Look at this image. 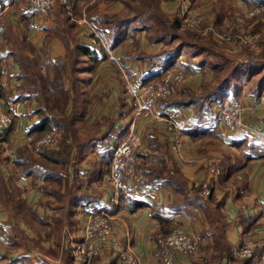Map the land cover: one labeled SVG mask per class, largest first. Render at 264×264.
<instances>
[{
    "label": "crops",
    "instance_id": "obj_1",
    "mask_svg": "<svg viewBox=\"0 0 264 264\" xmlns=\"http://www.w3.org/2000/svg\"><path fill=\"white\" fill-rule=\"evenodd\" d=\"M185 1L194 2L195 0ZM197 1L199 3L203 2V0ZM160 6L170 16L176 13L173 16L179 19L181 7L178 0H162ZM7 10L10 11L9 8L4 9L0 14H4ZM11 20H14V18H11ZM213 20L208 19V24H212ZM80 30L85 31L86 29L82 27ZM40 32L35 27L30 32L31 41L35 45L41 44L42 36ZM39 35L41 39L37 40ZM137 36L140 50H136V52L154 55L160 50L161 45L149 43L144 37V32H138ZM3 49L5 48L2 42L0 43V56ZM114 53L119 58L121 69L127 72V74L125 73L127 78L123 80L119 71L116 74L115 70L117 68L115 66H103L95 76V81L92 84L83 86V88L89 89L91 96H95L93 97L90 118L87 124L90 127L97 126L98 131H95L96 134L94 133L93 138L81 143V147H74L72 160L67 165L66 173L69 174V179L74 181L73 183L76 186L74 185L75 188L73 189L77 190V193H74V206L72 209H69L66 203L61 211L71 210L70 214H68L70 220L67 223L69 229L66 226L63 228V232L66 234H64V238L62 237V241L66 246V250L68 252L71 251V239L77 240L80 238L84 215L88 211L108 207L114 219L115 236H118L119 242L124 248L131 251V254L139 264H161L157 256L158 247L156 246L158 236L161 234L159 233V224L152 216L153 213L170 218L171 223L168 224V230L172 227L182 229L195 237L197 251H205L201 252L200 257H196L195 254L189 257L190 259H187L182 254L175 253L174 264H256V260H241L234 257L231 247L242 238H249L262 244V246L264 245V96L258 99L247 95L241 97L245 105L242 122L244 126L257 130L259 132L258 136H251L244 132H228L226 130L222 131L221 135H218L221 136L219 139L224 145L222 157L226 149H229L230 153H235V149L239 148L238 143L241 142H243L241 144L242 147L245 148V157L244 161L235 168L236 172L233 176L237 177V181L236 184H233V188L229 187L230 189L226 193V189L212 185V200H209L211 202H209L208 208L211 210L210 214H212V210L217 209L215 206L216 202L222 204V208H219L217 212L221 213L224 219V238L230 251V256L228 251V255L219 256L215 260V258H212L214 251L211 238L212 235L218 233L215 223L210 218H206L205 215L202 217L203 215L191 205H182V201H177V193L174 191L172 184L164 183L160 175L159 179L154 178L151 182L149 193L138 200L143 202L144 206L135 209H127V195H122V193L115 194L105 180L109 168L111 149L126 134V125L132 118V102L126 94L125 87L127 84L125 83L134 82L137 84L135 80L140 83L143 79L153 78L162 72L161 67L158 65L148 68L145 63L128 58L129 52L126 45ZM48 54L52 58L63 56L64 47L58 39L51 41V49ZM184 57L180 56L176 59L174 67L182 68L188 80L177 90L176 94H179L178 91L181 89L184 90L186 88L197 94L204 83L211 81L212 70L209 66H199L196 57H192L190 60H186ZM166 59V56H160L156 63L162 65V62ZM6 63H8V67L4 65ZM0 67L1 71L5 70V73L0 77V90L5 96L6 103L10 104L9 110L12 109L13 114L17 118L10 144L2 152V155L8 156L14 152L10 149L14 146L13 143L18 144L13 147L15 151L18 147L24 146L27 131L36 122V119L30 115L34 107L33 103H11L18 94L15 90L17 85L15 75L18 73V67L11 64L10 59L0 64ZM146 69L147 71L143 73ZM214 107L215 105H213V110ZM211 120L199 124L194 109L181 108L180 125L183 134L178 154L171 151L170 135L164 130L162 122L138 120L135 130L142 138L146 156L148 158L159 156L160 160L157 167L161 166L170 170L177 169L189 189L197 187L203 182V176L207 174V168L201 166L206 160L202 153H210L198 148L189 131L196 127L203 129L212 128L213 133L218 132L220 125ZM180 157L189 159L191 163H183ZM217 159L220 161L219 156H215L213 160H210V167L214 166L212 162L214 163ZM233 161L229 160L226 164L232 167ZM9 162L11 163V160ZM8 165L10 166V164ZM0 171L4 175H8L6 168L1 164ZM16 178V183L22 191L21 200L29 204V208L41 217L51 216V212L44 210L42 204H39L38 199L40 197L37 194L35 196L32 191L34 188L33 184L35 183V188H38L40 182H34L30 178L22 177L21 175H17ZM127 193L134 199L129 192ZM67 218L69 217L67 216ZM8 220V212L0 206V264L60 263V259L48 260L49 255L40 252L41 250L39 249L42 247L47 250L53 247L54 238L46 237L41 232L33 233L22 224H18V229L20 228L24 232L26 241H21L19 236H16L13 242H9L12 230L10 231L9 229ZM12 243H15V245H9ZM25 249L27 251H24ZM258 253L259 250L257 249L256 255ZM209 254L210 256H208ZM71 264H76L72 260V256ZM92 264L123 263L117 259V256L108 247L104 253L93 260Z\"/></svg>",
    "mask_w": 264,
    "mask_h": 264
},
{
    "label": "trees",
    "instance_id": "obj_2",
    "mask_svg": "<svg viewBox=\"0 0 264 264\" xmlns=\"http://www.w3.org/2000/svg\"><path fill=\"white\" fill-rule=\"evenodd\" d=\"M102 1L104 2L102 3L103 5L116 3V1L120 5L119 10L112 12L111 19L104 18V14L97 12H94L93 15L90 13L89 17V21L97 29L100 28V25L104 26L106 23H110L108 29L105 32H100V35H104L106 43L113 41L110 44L111 48H114L118 42L123 41L125 45L129 46L128 58L134 56L145 63L148 68L158 65L161 67V74L169 69L177 68L174 67V63L180 56H187L186 60L196 57L199 66H209L212 74L214 72L213 79L204 83L199 93L194 94L187 88L181 89L178 91L179 94H176V92L161 102L162 109L192 108L198 123L202 124L214 117L213 105H219L225 100L234 101L240 90H238L239 86L231 88L230 84H250L251 78H253L257 87L247 91L244 95L251 96L254 99L262 96L261 91H264V65H262L264 63V23H256L252 33L248 32L250 38L254 37V33L257 31H261L262 34V39L254 51L249 50V48L244 51L246 57L251 60L250 62L241 61L240 63L232 64L231 60L226 59L223 53L216 50L219 46L215 42L217 40L224 41L234 51L242 50V44L245 46L254 45L249 44L246 41V37L237 36L236 27L232 22H235V16L238 15L234 14L228 0L226 2L220 1L212 22V28L219 34L230 32L231 40L228 41L217 38L216 34L213 33H209L207 37H202L198 32L185 30L186 32L179 35L177 30H180V19L176 16L170 17L160 9L159 0H130L129 2L124 0H94V3ZM242 2L245 3L244 1ZM90 3L91 5H89ZM92 3L89 0H70L69 8L57 3L54 9V26H52L51 30L44 28L45 35L39 47L35 46L30 38V32L34 30L31 23L34 22L35 10L28 9L20 12L18 15L19 26L22 27L20 42L27 52H16L20 51L19 46L18 50H10L4 56H0V64L10 59L11 63L19 68L18 73L15 75L17 80L15 90L18 94L14 98L13 103L35 102L30 115L36 119V122L27 131V135L31 138L30 145L18 147L15 153L16 158L13 155H0V164L6 168L8 173V175H4L0 171V206L8 212L9 216L7 224L10 231L12 230L9 242H13L16 236H19L21 241H26L24 232L20 228L18 229V224H22L33 233L41 232L46 237L55 235L52 232L54 216L51 214L52 217H41L38 213L29 211L32 209L27 207L25 202L21 200L22 191L16 183L17 175L30 178L34 182L39 181L46 184L47 182L55 181L62 169L61 166L64 165L65 167L71 162L74 147H81V143L93 138L94 133L96 134L98 131L97 126L90 127L87 124L90 118L93 97L95 96H91L89 89H85L83 86L92 84L93 78H90L95 74L94 72L97 71L102 60H99L101 57L97 56L96 52L90 51L84 44L85 42L82 39L86 38L87 34L81 32L80 38L77 36L78 27L75 24L78 7L89 5L88 9L93 6ZM256 3L258 8H263L264 10V0ZM3 9L4 5L0 3V12ZM252 21L253 19H250L246 24L248 25ZM138 32H144V37L148 42L161 43L162 47L160 50L154 55L136 52L138 48ZM53 38L58 39L64 47L63 56L56 57L54 60L48 54L49 42ZM175 41H178V44L175 45ZM160 56L167 57L162 62V65L156 63ZM217 59L222 60V64H215L214 62ZM251 65L253 68H250ZM27 68H30V70ZM220 72H223V74L220 75ZM3 74L4 69L1 71L0 67V77ZM161 74H157L153 78L143 79L141 83L145 84L151 79L158 78ZM256 74L261 75V77H255ZM178 95L179 97H177ZM0 97L5 99L2 90H0ZM16 119L12 115L13 121L11 124L6 130L0 132V154L8 147L14 134ZM212 130V128L193 127L189 134L193 139L206 138L213 133ZM52 131L58 132L61 138L57 149L34 145L39 138ZM242 143L238 144L241 145ZM28 147H32L33 150ZM27 151L29 154H27ZM156 158L158 160L157 165L145 168V173L149 177L150 183L154 178L159 179L161 176L160 178H162L164 183L172 184L174 191L177 193V201H182V205L188 204L201 210L208 208L211 201L202 200L200 196H197V190L188 189L177 169L170 170L161 166L157 167L160 159L159 156ZM9 160H11V163ZM222 168L219 170L221 183L228 187L227 180L230 179L232 183L235 181L232 177H234L233 174L236 169L234 167H226V171V169ZM224 171L226 172L224 173ZM63 176L66 181L68 179L67 173H64ZM33 185V187H36L35 183ZM119 193L127 195V209L144 206L143 202L134 200L126 190L122 189ZM41 194L45 201L50 200L43 192ZM65 204H58L62 205L59 210H62ZM45 205L48 204L45 203ZM67 205L69 209H72L74 206V195L68 199ZM215 206L217 209L212 210L214 212L210 219L215 223L218 232L216 235L211 236L214 251L212 258L216 259L219 256L228 255L229 249L224 238V219L221 213H215L219 208H222V204L216 202ZM152 216L159 224V233L162 236L167 235L174 228L167 229L168 224L171 223L170 218L159 216L155 213ZM58 234L57 237L54 236L56 240H59L61 230H59ZM9 245L12 246L15 243ZM39 249L44 254H49L55 258L51 252L47 253L48 251L44 250V248L40 247ZM65 251V258L63 260L61 258L59 264H71V254L67 250Z\"/></svg>",
    "mask_w": 264,
    "mask_h": 264
},
{
    "label": "built area",
    "instance_id": "obj_3",
    "mask_svg": "<svg viewBox=\"0 0 264 264\" xmlns=\"http://www.w3.org/2000/svg\"><path fill=\"white\" fill-rule=\"evenodd\" d=\"M178 1L181 7L179 12L181 27L196 29L200 31L201 35H206V30L209 28L201 29L202 18L197 15L188 16L187 1ZM22 2L26 8L35 10V15H46L54 11L57 3L69 8L70 0H0L4 9L14 7L16 3H20L22 6ZM33 23L37 24V19ZM88 27L91 29V33H94L92 41H90L92 43L93 39L96 41L97 34L91 26L88 25ZM216 37L226 41L231 40V34L228 32L216 34ZM254 38H250V42ZM187 80L188 77L180 69L174 68L163 72L158 78L151 79L145 84H127V96L132 102V118L126 125V134L111 149L109 168L105 176L106 182L115 194L123 189L129 192L134 199L139 200L147 195L151 188L145 168L156 165L157 159L146 156L142 138L135 130L138 120L162 122L164 130L170 135V149L178 154L183 134L180 125L181 108L162 109L161 102L176 93ZM4 106L0 99V132L6 130L12 122V116ZM244 109L245 105L241 98L237 101L225 100L221 104L215 105V118L213 117L211 121L218 124L223 123L229 132H244L251 136H258L257 130L244 126L242 122ZM56 137L58 135L51 132L37 140L35 145L44 144L53 147L56 145ZM24 141L25 145L31 142L29 136H26ZM180 159L183 163H191L185 157H180ZM203 166H209V163H203ZM208 171L212 177L219 175V170L214 166L210 167ZM207 183L208 181L202 184L203 189L199 192L202 200H206L211 191L206 187ZM113 224L114 219L108 207L88 211L82 220L80 238L70 240L72 260L76 264H92L93 260L109 247L123 264H139L131 251L124 248L119 242L118 236H115L116 229ZM156 246L161 264H174L175 253L189 258L197 252L195 237L175 227L167 235L158 236ZM257 249L259 250L258 255H256ZM231 252L234 257L241 260H256V264H264V245L262 246L252 239L242 238L235 242L231 247Z\"/></svg>",
    "mask_w": 264,
    "mask_h": 264
},
{
    "label": "rangeland",
    "instance_id": "obj_4",
    "mask_svg": "<svg viewBox=\"0 0 264 264\" xmlns=\"http://www.w3.org/2000/svg\"><path fill=\"white\" fill-rule=\"evenodd\" d=\"M89 1L93 2L92 3L93 6L91 8L87 9V7L89 5H91V3L89 5H87L86 7L85 6L84 7H78L77 17L75 19V24L79 28V30H77V36H79V38H80L81 32L87 34L88 37L86 36V38L82 39L85 42L84 44H86V46L88 47V49L90 51L96 52L97 56L101 57V59H99V60H102L101 65L98 67L97 71L94 72L95 74L92 73L94 75L90 79L93 78L92 82L95 81L94 78L98 74L101 67L113 65L117 68L115 70L116 74L119 71L120 76L124 80L125 78H127V75H125V73L127 74V72H124V70L121 69V66L119 64L120 63L119 58L116 56V53H114L115 51H117L118 49H121V47L125 45L124 42L123 41L118 42L119 44L117 42H115L117 44H115L114 48H111L110 44H112L113 41H109L110 43H108V42L106 43L104 41V35L101 34L103 37L100 35V32H102V31L105 32L106 29H108V26L110 25V23H106V25H104V26L100 25V28L97 29V27L89 21L90 13H91V15H93L94 12L102 13V14H104V16H103L104 18L111 19L112 12H115V11L119 10V8H120L119 2L117 3V1H116V3L103 5L102 4V3H104L103 1L97 2L96 4L94 3V0H89ZM124 1L129 2L130 0H124ZM220 1H222V0H203V2H200V3L197 0H195L194 2L189 1L191 4V7H190L189 2H186V5L189 6V10L187 12L188 16H194V15L199 16L200 18H202V21L200 24L201 29H204V28H209V29L206 30V35H201L199 33L200 31H198L196 29L191 30V29H187V28H182L180 25V22H179V29L180 30L179 31L177 30L178 34L182 35V33L186 32L185 30H188V32H191V31L198 32L199 35L202 37H207V35L209 33L219 34L214 28H212V24H208L207 20L213 19L215 17V14H216L215 10L218 9ZM228 1L232 7V11L234 12V14L238 15V16H235L236 17L235 22H232L233 25L236 27L237 36L241 37V38L246 37V41L249 44H254V45L253 46H245L244 44H242L243 45L242 50L234 51V50H232L231 46L230 45L227 46V44L224 41L217 40L215 42L218 43L219 46L216 48V50L223 53V55L226 57V59L231 60L232 64H237V63H240L241 61L250 62L251 60L246 57L244 51L248 48H249V50L254 51L255 48L257 47L258 43L262 39L261 31H257L254 33L255 38L253 39L252 42H250V37L248 36L249 35L248 32L250 34L252 33V30H253L254 25L256 23H259V22L264 23V14H262V13H264V10H263V8H258V5L256 3V2H261V0H228ZM242 1H244L245 3H243ZM161 2H162V0L159 1V8L160 9H162V7L160 6ZM222 2H226V0H223ZM94 4H95V7H94ZM22 6H23V8H22ZM22 6L20 3H16L14 7L9 8L10 11L7 10L4 14H0V30H1V32H0V43L3 42L4 48H5V49H3L2 55H5L7 53V51L9 52L10 50H13V51L18 50L19 46H20V51H16V52H20V53L21 52H27V50L22 46V44L20 42L22 27L19 26L20 22H18V19H19L18 15L20 12L24 11V9L28 10V8H26V5L23 2H22ZM122 7H123V5H122ZM54 13L55 12L53 11V12L46 14V15H35L34 16L35 17L34 20L37 19V24L32 22L33 24L31 23V26L33 28L35 27V29L37 31H41L40 35L42 36V41H43V38L45 35V29L44 28L51 30L52 26H54V21H53L54 20V18H53ZM175 14L176 13H174L173 15H175ZM173 15H171V16L169 15V16L173 17ZM11 18H14V20L10 21ZM250 19H253V21L247 25L246 23L249 22ZM88 25L91 26L92 29L94 30V32L97 34L96 41H94V39H93L92 43H90V41H92V37L94 36V33H91V29L88 27ZM82 27H85L86 30L85 31L80 30ZM228 33H230V32H228ZM40 35L37 38V40L41 39ZM4 38H6V39H4ZM53 39H55V38H53ZM53 39H51L49 42L48 52H50L51 41ZM9 41H10V43H9ZM18 41H19V43H18ZM42 41H41V44H42ZM149 43H151V42H149ZM174 43L176 45V44H178V41H175ZM41 44L40 45L34 44V45L39 47V46H41ZM158 44L161 45V43H158ZM126 46L129 47L128 45H126ZM161 47H162V45H161ZM239 49H240V47H239ZM137 50H140V47H138ZM184 58H187V56H185ZM54 59H56V57H53V60ZM131 59L132 60H138L134 56L131 57ZM5 61H7V60H5ZM214 63L215 64H222V60L217 59V61ZM4 65H6V67H8V63H6ZM262 65H264V63ZM250 68H253V66L251 65ZM27 69L30 70V68H27ZM177 69H180L182 72H184L182 70V68H180V67H177ZM4 73H5V70H4ZM222 74H223V72H220V75H222ZM85 76L88 77L87 74H85ZM212 76H214V72H213ZM255 77L260 78L261 75L256 74ZM212 79H213V77H212ZM135 82L137 84H139L138 81L135 80ZM125 84H135V83L134 82H126ZM234 86H239L238 90H240L238 92V94L236 95V97L234 98V100L237 101L244 94H246L247 91H251L253 88L257 87V84L255 82V79L251 78L250 84H230L231 88H234ZM126 88H127V85L125 87V90H126ZM126 94H127V92H126ZM261 94L263 97L264 96L263 90L261 91ZM0 99L3 101V103L5 105L4 107L8 112L10 109L9 108L10 104L6 103V100L2 97H0ZM11 103H13V102H11ZM27 103H33V105L35 106V102H33V101L27 102ZM9 113L11 114V116L13 115L14 118H16L15 115L13 114L12 109L10 110ZM219 124H220V127H219L218 132L212 133L211 135H208L206 138L201 137L198 139H194V141L197 143L196 145L198 146L199 149H203L205 151L210 152L209 154L202 153V156L204 157V159H206V160H204L203 163H209V162L210 163H209V166H204L207 168V174L205 176H203L204 177L203 182L200 185H198V187H193L190 189L197 190V194H198L197 196H200L199 192L203 189L202 184L208 181L206 187L210 188L211 191H210L209 195L207 196V199H206L207 201L211 200V197H212V185L213 186L216 185L219 188H224V189H226V192H228V189L233 188V184H236V181H237V177H232V179H234L235 181L232 183V181L230 179L227 180L228 187H225L221 183L220 175H218L217 177L210 176L209 171H208L210 166H211L210 160H213L215 156H219L220 161L217 159L216 161H214V163L212 162V165H214V167H216L217 169L220 170V168H222V167H223L222 169L229 167L226 164L229 160H234L233 161L234 164L232 165V167H234V168L238 167L244 161V157H245V148L242 147L241 145L238 146L239 147L238 149H235V153H232V152L230 153L229 149H226L225 154H227V152H229V153L227 154L226 157H224L225 154H223L224 158L222 157V153H223L222 149H223L224 145H223V142L219 139L221 136H218V135H221L222 131H225V130L228 131V130L223 123L220 122ZM1 132H3V131H1ZM52 132H54L55 134L58 135V137H56L57 138L56 139V145L53 147H48L47 145L42 144L41 146H38V147L57 149L61 138H60V135L58 132H56V131H52ZM92 134H93V131H92ZM26 136H28V135H26ZM30 140H31V138H30ZM13 145L15 146L18 144L13 143ZM27 145H30V144H27ZM34 145H35V143H34ZM13 147L10 148L12 151H14L13 153H11V156L13 155V157L16 158V154H15L16 151ZM28 148H30V150H33L32 147H28ZM27 154H29L28 151H27ZM1 155H2V153H1ZM207 161H209V162H207ZM203 163L201 164V166H203ZM61 167H62V169L60 170V173L56 177L55 181L47 182V184L44 182L43 183L40 182L39 183L40 186L38 188L34 187L33 188L34 190L32 189L33 194H35V196L37 194L40 197V199H38V202H39V204H42V208L44 210H49L51 212L52 216H54L53 220H52L53 221V224H52L53 231L52 232L55 234L54 236L57 237L59 235L58 234L59 230H61L59 240L58 239L56 240V238L53 236L54 240H56V241H54L53 247L46 250V251H48L47 253L51 252L55 256V258H53L52 256H50L48 254L49 255L48 260H50V261L53 259H55V260L60 259L61 260V258L63 260L65 258V252H66L65 251L66 246L62 241V237L64 238V234H66L63 232V228H64V226H66V228L69 229V227L67 226V223L70 220V216L68 214H70L71 211L66 210L65 212H60L63 209L59 210L62 208V205H58V204L67 203V199L71 198V196H73L74 193H77V190L73 189V188H75L76 185L73 183L74 181H72V179L71 180L69 179V177H70L69 174H67L68 179L66 181L64 179L63 174L67 172L68 166L64 167V165H63ZM226 171H227V169H226ZM226 171H224V173ZM41 192H43L47 198H50V200L45 201V198L43 197ZM51 199H52V201H51ZM29 200H30V198H29ZM45 203L48 205H45ZM25 204L27 207L30 206L27 203H25ZM35 205H33V206H35ZM65 205H63V206L65 207ZM59 206H61V207H59ZM195 208L199 213H201L203 215L202 217H204V215L206 216V218H210V216H212V214H210L211 210L207 207L205 209H202V210L198 209L197 207H195ZM29 211L34 212L33 210H29ZM215 213H217V211ZM67 216L69 218H67ZM56 244H58V246H56ZM24 251H27V250L25 249ZM202 251L203 250H198L196 252V257H200ZM40 252L43 253V251H40ZM40 252H38V253H40ZM203 252H205V251H203ZM70 254H71V251H70ZM208 256H210V254ZM186 258L190 259L188 257H186ZM158 259H159V257H158Z\"/></svg>",
    "mask_w": 264,
    "mask_h": 264
}]
</instances>
